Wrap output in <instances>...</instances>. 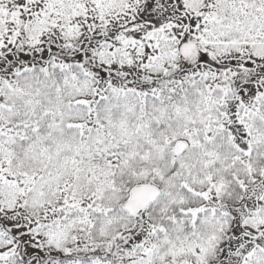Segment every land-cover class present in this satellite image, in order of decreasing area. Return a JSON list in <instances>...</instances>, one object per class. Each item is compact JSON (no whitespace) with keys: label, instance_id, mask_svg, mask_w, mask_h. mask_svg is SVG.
Here are the masks:
<instances>
[{"label":"snow or ice","instance_id":"obj_1","mask_svg":"<svg viewBox=\"0 0 264 264\" xmlns=\"http://www.w3.org/2000/svg\"><path fill=\"white\" fill-rule=\"evenodd\" d=\"M0 264H264V0H0Z\"/></svg>","mask_w":264,"mask_h":264}]
</instances>
